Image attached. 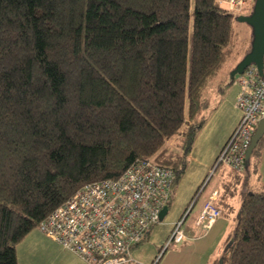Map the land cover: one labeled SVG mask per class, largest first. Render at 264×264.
<instances>
[{"label": "trees", "instance_id": "trees-1", "mask_svg": "<svg viewBox=\"0 0 264 264\" xmlns=\"http://www.w3.org/2000/svg\"><path fill=\"white\" fill-rule=\"evenodd\" d=\"M240 17L221 0H0V264H19L17 245L82 187L137 161L176 185ZM218 189V208L241 206L213 264H264V191L227 169Z\"/></svg>", "mask_w": 264, "mask_h": 264}, {"label": "built area", "instance_id": "built-area-1", "mask_svg": "<svg viewBox=\"0 0 264 264\" xmlns=\"http://www.w3.org/2000/svg\"><path fill=\"white\" fill-rule=\"evenodd\" d=\"M256 0H221L230 13L243 14ZM240 91L236 107L241 120L222 149L213 175L222 169L243 176L255 132L264 120V62L238 76ZM176 173L150 160H140L116 180L88 184L58 207L39 230L87 264H144L132 258V250L143 243L161 223V215L172 201ZM215 190L202 208L197 225L208 232L224 213L216 206ZM175 225L167 247L188 240ZM157 264V263H153Z\"/></svg>", "mask_w": 264, "mask_h": 264}, {"label": "rangeland", "instance_id": "rangeland-1", "mask_svg": "<svg viewBox=\"0 0 264 264\" xmlns=\"http://www.w3.org/2000/svg\"><path fill=\"white\" fill-rule=\"evenodd\" d=\"M253 8L254 4L249 6L243 15L250 16ZM234 28L237 33L234 56L205 93V97L211 103L210 108L204 114L207 122L200 130L192 150L185 156L186 167L174 187L168 215L163 222L152 229L148 238L131 252L132 258L141 263L206 264V257L209 254L211 242H213L212 235L206 240L190 239L180 244L173 243L168 247L167 243L175 225L180 221H184L182 228L184 231L188 228L192 230L195 227V221L199 217L198 214L201 212L205 199L217 185L213 169L220 154L215 157L217 143L220 140L217 131L221 133V130L218 128L217 122L219 115L214 111L222 99L229 97L228 99L231 100L233 95L240 91L239 77L234 75V72L251 51L253 39V30L246 23L235 21ZM179 140L180 138L177 137L171 141L168 144L169 149L178 151L175 145ZM249 176L250 187L254 190L259 188L260 182H264V141L261 143L257 155L250 160ZM240 206L241 200L236 198L234 210L227 212L224 216V224L232 230L235 229ZM195 229L197 232L195 236L204 235L206 232L199 228ZM17 258L19 264H80L82 261L45 236L39 229L33 230L17 245Z\"/></svg>", "mask_w": 264, "mask_h": 264}, {"label": "crops", "instance_id": "crops-1", "mask_svg": "<svg viewBox=\"0 0 264 264\" xmlns=\"http://www.w3.org/2000/svg\"><path fill=\"white\" fill-rule=\"evenodd\" d=\"M238 93L239 92L235 93L233 95V97L231 98V100L228 99L229 97L222 99V101L219 103V106L214 111L215 114L219 115V118H217V122H218V128H220V130H221V133H219L217 131V134L220 135V140L217 143V149H216L217 151L215 152V157H216V155L221 153L222 149L224 148V146L228 142L230 136L232 135L233 131L235 130V128L237 127V125L239 124V122L241 120V117H242L241 112L236 107V99H237ZM213 117H215V115H213ZM220 172H221V170L218 173H216V175H215V177L217 179V185L215 186L216 188L213 190V192L215 190H219L218 189V182H219L220 176L222 175V173H220ZM242 177H244V179L247 183V188H249L250 190H252V191H264V182L259 181L260 182L259 186H258L259 188L257 190H254L250 187V176H249V166L248 165H247V169H246V171ZM211 194H209L208 197L205 199L203 206L208 201ZM237 198H240V200H241V194ZM235 199L230 202L232 209L231 208L222 209L224 216L227 212H232L234 210L233 207H234ZM171 203H172V201H171ZM203 206H202V208H203ZM202 208H201V211H202ZM199 213H201V212H199ZM199 215L200 214H198V216ZM224 216L215 223V225L212 227V229L210 231H208L207 233L205 232V234L203 233L204 235L200 234L201 236L200 235L195 236L197 233L195 228L202 229L197 225V219L195 221V227L192 230H191V228H188L185 231V233L188 237V240H190V239L196 240V241L206 240L209 236L212 235L211 239L213 240V242H211V246L209 248V254L206 257V259H207L206 264H213V262H215L217 259H220L223 256V254L225 252V243H226L227 239L233 234V232L235 230V229L232 230V228H228L227 225L224 224L225 223ZM238 216H239V214H238ZM238 216L236 217V219L238 218ZM235 227H236V222H235ZM194 231H195V233H194ZM75 256H77V255H75ZM80 264H85V262L81 261Z\"/></svg>", "mask_w": 264, "mask_h": 264}, {"label": "water", "instance_id": "water-1", "mask_svg": "<svg viewBox=\"0 0 264 264\" xmlns=\"http://www.w3.org/2000/svg\"><path fill=\"white\" fill-rule=\"evenodd\" d=\"M239 21L249 25L253 32V42L251 52L246 55L242 63L239 65L237 70L234 72V75H242L244 71L251 65H255L260 73L263 70L264 62V0H256L254 3L253 12L250 16L240 17ZM264 137V120L260 122L253 141L250 147V150L247 155V165L250 160L251 155L258 146L259 142ZM169 208H165L161 215V222L168 215ZM233 241H231V244ZM220 264H223V260L220 261Z\"/></svg>", "mask_w": 264, "mask_h": 264}]
</instances>
